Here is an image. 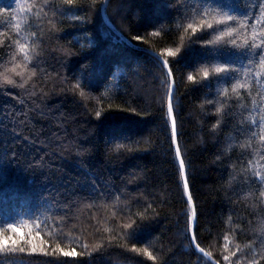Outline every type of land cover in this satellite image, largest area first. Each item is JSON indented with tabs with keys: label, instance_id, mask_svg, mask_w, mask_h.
<instances>
[{
	"label": "trees",
	"instance_id": "obj_1",
	"mask_svg": "<svg viewBox=\"0 0 264 264\" xmlns=\"http://www.w3.org/2000/svg\"><path fill=\"white\" fill-rule=\"evenodd\" d=\"M104 1L0 0V231L31 240L4 264H264V0H110L122 35Z\"/></svg>",
	"mask_w": 264,
	"mask_h": 264
},
{
	"label": "snow or ice",
	"instance_id": "obj_2",
	"mask_svg": "<svg viewBox=\"0 0 264 264\" xmlns=\"http://www.w3.org/2000/svg\"><path fill=\"white\" fill-rule=\"evenodd\" d=\"M205 2H207V0H205ZM213 2H214V0H213ZM45 3H47V0H45ZM64 3L66 5L71 6V5H74L76 3V0H64ZM69 10H71V9H69ZM227 20H229V21L234 20V17L229 15V16H227ZM216 23H225V21H217ZM202 24H205L207 29H212L213 28V24H211V23L202 22ZM188 28L192 29L193 32L196 31V29L193 27L192 24H189ZM17 30H19V25H17ZM201 30H203V28ZM233 31H235V29ZM156 34L158 35V33H156ZM226 35L231 36L232 32H228V33H226ZM253 35L255 36V33H253ZM262 36H264V29H262ZM136 39H140V37H137ZM217 39L219 40L220 37H217ZM208 43H212V42L209 41ZM231 43L233 45H235L236 41L232 40ZM16 44H17L16 53H14L11 56V60L13 62H16V63H14L13 66L10 68V72L13 74L14 77H22L23 76V72L17 71V69L21 67V64L19 62H17V56L18 55H22L23 59L25 61H29V62L32 60V57L29 55V46H28V44L19 43V41H17ZM252 47L256 48V49H260V53L259 54L260 55H264V38L261 39V44H253ZM32 51H35V47H33ZM179 51H180V49H176V51L169 50L168 51V55L172 56V57H175L177 55V52H179ZM162 63L165 66H167V64H168V62L166 60L162 61ZM262 63H264V61H262ZM23 67L26 68L27 64L23 65ZM228 71H229V69L220 68V67H217V68L214 69L215 73H225V72H228ZM32 74L35 75V72H33ZM170 74H171V72L169 70V75ZM209 75H210L209 71L207 69H204L203 70V77L204 78H208ZM257 75L259 76L260 74L257 73ZM188 80L195 82V77L192 76V75H189L188 76ZM3 82L5 84H7V85H12L14 87H16V86L23 87V84H19L18 85L16 79H14L12 77H9V76H5ZM77 87H79V85H77ZM247 87H248L247 84L237 83L236 85L233 86L232 91L235 92L236 95H239V92L237 91V89L238 88H247ZM81 95H83V93H81ZM225 95H227V91H225ZM221 107H223V106H221ZM168 110H169L170 113L173 112L171 94L169 96ZM220 111H221V108H218L217 112L219 113ZM96 115L99 116L100 113L97 112ZM219 123H220V121H218L217 125H214L213 127L216 128L219 125ZM262 123H264V120H262ZM172 124H173V134H175V119H173ZM253 135H255V133H253ZM260 140L264 141V135L260 136ZM247 146L251 147V144L249 143V145H247ZM242 147H244V146L242 145ZM176 154H177V156H180L179 147L176 148ZM180 167H181V170L184 169V161H183V159L180 160ZM254 176L258 179V182L260 184L264 185V175H261V173L259 171H256V172H254ZM184 187H185V189L188 188L187 179L184 180ZM259 196L261 198H264V191H260ZM190 199H191V197H189V200ZM261 202L264 203V199H262ZM125 227H131V225H126ZM8 228L11 230L13 235H7L4 232L0 231V264H4V257H6V256H13L16 253H24L25 252L24 245H30L31 244V240L25 238V236L17 237L15 235L17 233V231H18L17 228L15 227V225L9 224ZM132 235L135 236V232H133ZM193 239H194V237H193ZM224 239L227 240L228 237L225 236ZM97 247H99V246H97ZM195 247L199 250L200 253H202V254H204V255H206L208 257L211 256L210 253H204V249L200 248L199 244H196ZM225 247H227V245H225ZM134 250L135 251H139L138 249H134ZM31 251L34 253L36 251V248L32 247ZM60 251L66 257L67 256H73L75 254L74 250L73 251H64L63 249H60ZM144 251L147 253V255L150 258L155 260V257H153L150 252H147V249H145ZM237 251H240V249L238 248ZM82 254L83 253H81V255ZM231 255L235 256L236 252L231 253ZM224 260L228 261L229 260V256H225ZM10 264H11V262H10ZM237 264H239V261H237Z\"/></svg>",
	"mask_w": 264,
	"mask_h": 264
},
{
	"label": "water",
	"instance_id": "obj_3",
	"mask_svg": "<svg viewBox=\"0 0 264 264\" xmlns=\"http://www.w3.org/2000/svg\"><path fill=\"white\" fill-rule=\"evenodd\" d=\"M109 1H110V0H105V1H104V4H103V16H104L105 21H106V23L108 24V26H109L112 30H114L117 34L122 35V34L118 31V29L112 24V22L110 21L108 15H107L106 7H107V4L109 3ZM154 54L158 57V59L161 60V62L164 61V60H162L161 57L158 56L156 53H154ZM162 64H163V63H162ZM163 65H164V64H163ZM164 66H165V65H164ZM165 68H166L167 71L169 72V68H168V66H165ZM170 75H171V74H170ZM171 79H172V81H171L170 91H169V95H168V103H169V96H170V94H171V101H172V93H173V89H174V79L172 78V76H171ZM169 114H170V119H171V124H172V121H173V119H174V113H173V112H172V113L169 112ZM172 126H173V124H172ZM173 138H174V145H175V150H176V148L178 147L177 135H176V124H175V134H173ZM178 159L181 160V159H182L181 156H178ZM185 179H186V170H185V166H184V169L182 170V180H183V183H184V180H185ZM186 192H187L188 198L191 197V194H190V191H189V187L186 189ZM190 203H191V210H192V214H191V237H192V241L194 242V244H196V242H195V237H194V225H195V217H196L195 215H196V210H195V206H194V202H193V200H192V197H191V199H190ZM193 213H194V214H193ZM193 237H194V239H193ZM204 253H207V252L204 250ZM203 255H204V254H203ZM204 256H206V255H204ZM206 257H207L209 260H211L214 264H218L214 259H212L211 256H210V257L206 256Z\"/></svg>",
	"mask_w": 264,
	"mask_h": 264
}]
</instances>
